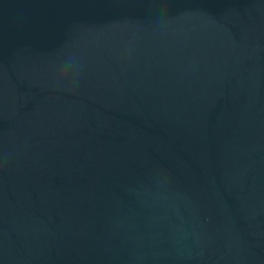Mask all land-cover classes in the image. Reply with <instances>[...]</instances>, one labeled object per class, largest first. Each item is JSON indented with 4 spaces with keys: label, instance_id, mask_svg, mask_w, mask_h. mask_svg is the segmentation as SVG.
Instances as JSON below:
<instances>
[{
    "label": "water",
    "instance_id": "obj_1",
    "mask_svg": "<svg viewBox=\"0 0 264 264\" xmlns=\"http://www.w3.org/2000/svg\"><path fill=\"white\" fill-rule=\"evenodd\" d=\"M0 264H264V0H0Z\"/></svg>",
    "mask_w": 264,
    "mask_h": 264
}]
</instances>
